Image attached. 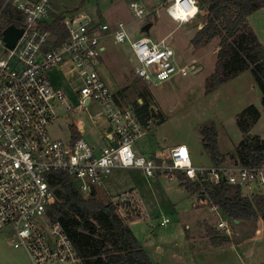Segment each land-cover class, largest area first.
<instances>
[{"label":"built area","instance_id":"2783aa9c","mask_svg":"<svg viewBox=\"0 0 264 264\" xmlns=\"http://www.w3.org/2000/svg\"><path fill=\"white\" fill-rule=\"evenodd\" d=\"M175 3L176 0H169L165 8L174 21L188 22L199 12L197 0H181L186 10L196 11L184 20L175 19L169 14ZM129 7L136 18L156 12H146L136 1H131ZM8 18L17 23H8ZM10 24L22 28L12 47L6 44L2 33ZM107 30L106 24L91 26L84 14H65L51 0H0V238L14 248H22L31 264L80 261L61 224L47 213L55 200L50 184L54 172L71 176L85 197L91 195V187L95 190L102 186L114 169L129 167L141 168L147 176L166 172L170 177L172 170H179L200 182L218 183L223 179L248 194L255 187L256 194L264 196V166H193L185 144H177L161 156L145 157L135 152L134 141L151 128L152 122L141 121L133 104L120 103L109 90L97 69L102 39L111 35L116 42L129 44L137 60L134 73L145 84L195 73L197 61L192 58L178 62L171 46L163 40L153 41L146 34L132 39L122 22L111 33ZM117 34L121 39H117ZM58 67L69 71L68 78L76 81L75 107L89 111L91 103L100 106L94 117L112 129L110 140L106 133L102 135L108 141L104 145L88 142L82 136L83 123L78 128L77 119L67 138L50 133L59 110L73 109L66 92L50 81L49 73ZM86 97L89 101L85 105ZM72 127L76 128V138ZM198 202L206 204V200ZM165 222L166 218L162 223ZM217 228L227 229L224 220L218 221Z\"/></svg>","mask_w":264,"mask_h":264},{"label":"rangeland","instance_id":"374dc122","mask_svg":"<svg viewBox=\"0 0 264 264\" xmlns=\"http://www.w3.org/2000/svg\"><path fill=\"white\" fill-rule=\"evenodd\" d=\"M51 1L67 15L84 14L91 26L103 22L116 26L122 22L132 39L146 34L153 41L163 40L174 49L180 63L196 59L198 70L195 73L177 74L158 84H145L134 73L137 60L129 44L116 42L111 36L102 40L106 48L101 53L98 69L109 90L127 89L128 103H133L138 92L144 90L149 106L158 112V116L150 120L151 128L134 141L136 153L149 157L154 150L166 153L169 146L185 143L190 148L192 165L208 167L211 160L202 146L200 129L213 124L217 131L218 151L226 152L225 163L233 164L228 154L235 151V146L244 137L237 124V115L250 104L257 107L259 117L247 134L264 139L261 91L250 70L215 87L209 85L220 49L219 40L215 38L201 47H194L190 41L202 23L204 8L190 21L177 22L166 12L169 0ZM131 1L138 2L146 12H156L136 18L129 7ZM147 22H151V26L145 33L142 27ZM248 22L264 45V7L251 14ZM70 74L60 67L49 73L52 85L62 88L73 105L70 111L59 110L49 131L52 136L65 139L73 121L79 122L81 118L82 136L91 144L102 146L105 143L98 128L101 118L94 117L100 106L91 103L89 111L75 107L78 104L74 95L76 81L68 78ZM95 193L102 200H124L119 203V211L128 220L131 231L153 264H264V220L233 221L222 216L212 206L200 204L196 195H191L175 174L169 177L168 173L161 172L147 176L141 168H116L104 178L102 186L95 187ZM261 199L259 215L262 216L264 196ZM165 218L167 222L162 223ZM220 219L224 220L227 229L217 228ZM207 227L230 240L213 245L207 236ZM0 264L31 262L22 248H14L0 238Z\"/></svg>","mask_w":264,"mask_h":264},{"label":"trees","instance_id":"16d2710c","mask_svg":"<svg viewBox=\"0 0 264 264\" xmlns=\"http://www.w3.org/2000/svg\"><path fill=\"white\" fill-rule=\"evenodd\" d=\"M198 9L204 8L202 25L191 38L194 47H201L218 38L215 69L209 79L215 87L244 70H250L261 91L264 108V45L259 41L248 22V17L264 7V0H197ZM8 23H17L12 18ZM60 21L57 17L56 24ZM125 88L116 92L118 97ZM141 121L154 120L150 103L144 90L138 92L133 102ZM158 112L156 111V117ZM259 111L253 104L237 115V124L244 137L228 154L234 165L264 166V139L247 132L257 122ZM73 137H78L72 127ZM202 146L211 164H227L226 155L218 151L217 131L213 124L200 129ZM159 161V160H158ZM232 164V163H230ZM190 194L202 195L206 204L214 206L226 218L233 221L264 220L259 215L263 196L244 194L242 188L230 185L223 179L218 183L191 180L179 170L172 171ZM50 184L55 200L48 208V215L61 224L73 242L80 264H153L140 242L131 231L128 220L119 211V204L111 199L102 200L96 193L83 196L74 179L64 172H54ZM207 236L213 245L229 241L228 236L207 227Z\"/></svg>","mask_w":264,"mask_h":264},{"label":"crops","instance_id":"0c3cea01","mask_svg":"<svg viewBox=\"0 0 264 264\" xmlns=\"http://www.w3.org/2000/svg\"><path fill=\"white\" fill-rule=\"evenodd\" d=\"M262 9V8H261ZM260 10V9H259ZM259 10H257V11H259ZM256 11V12H257ZM255 13V12H254ZM253 13V14H254ZM252 14V15H253ZM251 17V15L248 17V18H250ZM102 24H106V25H108V33H111V31L115 28V25H109V24H107V23H105V22H103ZM202 25V23L198 26V28L200 27ZM109 36H111V35H108L107 37H105V38H103V39H106V38H108ZM111 37H113V36H111ZM102 39V40H103ZM114 39V38H113ZM101 46L103 47V51L105 50V45L104 44H102V41H101ZM179 62H181V59L179 58V60H178ZM102 62V55H101V58H100V63ZM99 63V64H100ZM99 66V65H98ZM98 66H97V69H98ZM98 71H99V73L101 74V76H102V78H103V75H102V73H101V71L98 69ZM137 77V76H136ZM138 78V77H137ZM127 86V85H126ZM125 87V86H124ZM118 90H120V88L118 89ZM118 90H116V91H114L113 93H114V96L115 95H117L116 94V92L118 91ZM126 91H127V89H125V91L124 92H122L118 97H115L117 100H119L120 101V103H122V104H133L132 102H130V103H128V101H126V97H125V93H126ZM137 99V98H136ZM98 125H99V129H100V131H101V135H103L104 133H106L107 134V136H108V139L110 140L111 138H112V136H111V132H112V129H111V127L109 126V125H107V124H104V122L102 121V119H100L99 120V123H98ZM101 138H102V136H101ZM102 141H104V143H107L108 141H105V140H103V138H102ZM183 144H185V143H183ZM175 145H177V144H174V145H172V146H169L168 148H171V147H173V146H175ZM186 146H187V148H188V150H189V153H190V148H189V146L187 145V144H185ZM136 150L138 151L139 150V148H136ZM165 153V151H156V150H154L151 154H150V156H161V155H163ZM224 153H226V152H223L222 154H224ZM212 165V164H211ZM242 192L244 193V194H248L243 188H242ZM192 195V194H191ZM196 195V198H198V199H200V195H197V194H193V196H195ZM195 198V199H196ZM201 200V199H200ZM203 201H205V200H203ZM237 223V222H236Z\"/></svg>","mask_w":264,"mask_h":264},{"label":"water","instance_id":"95a60500","mask_svg":"<svg viewBox=\"0 0 264 264\" xmlns=\"http://www.w3.org/2000/svg\"><path fill=\"white\" fill-rule=\"evenodd\" d=\"M150 26H151V22L145 23L143 25V27H142L143 31L146 33ZM2 33H3V39L6 42V44L9 47H12L14 45V43L16 42V40L21 35L22 28H18L15 25L10 24V25H8L7 27H5L3 29ZM88 101H89V98L86 97L84 99V104L86 105L88 103ZM150 111H151L152 117H155L156 116V111H155V109L152 106H150ZM81 126H82V119L80 118L79 122H78V128H81ZM256 192H257V189L254 187L253 193H256ZM90 194L91 195L95 194V190H94L93 187H91V189H90ZM200 199L203 200V196L202 195H200Z\"/></svg>","mask_w":264,"mask_h":264},{"label":"clouds","instance_id":"9594fccd","mask_svg":"<svg viewBox=\"0 0 264 264\" xmlns=\"http://www.w3.org/2000/svg\"><path fill=\"white\" fill-rule=\"evenodd\" d=\"M187 0H185V3ZM196 11L195 8L187 9L185 6L181 3V0H176L175 5L169 9V14L173 16L175 19L184 20L189 15L193 14ZM117 39H121V35L117 34Z\"/></svg>","mask_w":264,"mask_h":264}]
</instances>
